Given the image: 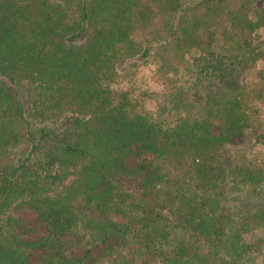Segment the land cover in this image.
<instances>
[{"label":"trees","instance_id":"trees-1","mask_svg":"<svg viewBox=\"0 0 264 264\" xmlns=\"http://www.w3.org/2000/svg\"><path fill=\"white\" fill-rule=\"evenodd\" d=\"M244 96L264 99V0H0V264L251 260Z\"/></svg>","mask_w":264,"mask_h":264},{"label":"rangeland","instance_id":"rangeland-1","mask_svg":"<svg viewBox=\"0 0 264 264\" xmlns=\"http://www.w3.org/2000/svg\"><path fill=\"white\" fill-rule=\"evenodd\" d=\"M258 63L261 62L258 61ZM153 70L154 67L151 63L140 62L130 77L138 87L158 90L160 86L159 82L152 78ZM247 79L250 82L253 78ZM123 83L122 76L112 82L113 91H119ZM241 107L247 114V126L250 128L248 127L249 129L244 133L243 138L233 147L231 152L242 162L258 157L264 166V99L256 104L251 98L244 96L242 97ZM247 239L252 241L255 237L248 236ZM258 243L261 245V250L254 254L251 260H247L242 264H264V240Z\"/></svg>","mask_w":264,"mask_h":264}]
</instances>
